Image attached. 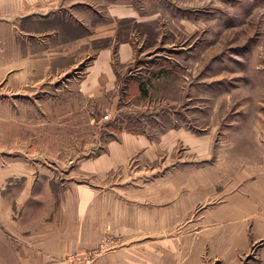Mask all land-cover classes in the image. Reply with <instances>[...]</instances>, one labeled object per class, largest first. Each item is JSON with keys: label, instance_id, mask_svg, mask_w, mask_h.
Returning a JSON list of instances; mask_svg holds the SVG:
<instances>
[{"label": "rangeland", "instance_id": "rangeland-1", "mask_svg": "<svg viewBox=\"0 0 264 264\" xmlns=\"http://www.w3.org/2000/svg\"><path fill=\"white\" fill-rule=\"evenodd\" d=\"M119 2L131 3L139 14L117 23V34L135 50L122 77L137 82L140 92L123 110L145 118L143 130L158 152L156 158L134 157L125 173L109 174L102 198L124 197L133 221L147 211L152 232L165 229L168 239L179 241L184 264H254L260 244L245 259L240 249L231 261L230 236L241 221L225 217L240 192L249 195L250 186L264 180V0ZM102 5L89 7L94 23L106 17ZM69 76L28 100L6 97L8 89L0 86V166L16 162L31 169L30 194H37V203L49 202L43 192L48 183L56 207L83 180L76 175L80 162L101 153L109 133L115 138L123 124L119 109L103 106L101 93H68ZM129 79L125 88L136 90ZM107 113L112 121L102 119ZM3 181L0 204L16 205L19 193L13 191L27 180ZM30 194L20 193L22 200ZM7 228L0 223V264H32L31 257L17 254L19 240ZM104 236L91 250L55 263L91 264L124 244L116 232Z\"/></svg>", "mask_w": 264, "mask_h": 264}, {"label": "crops", "instance_id": "crops-1", "mask_svg": "<svg viewBox=\"0 0 264 264\" xmlns=\"http://www.w3.org/2000/svg\"><path fill=\"white\" fill-rule=\"evenodd\" d=\"M107 1L0 0V86L8 89L6 97L28 100L31 94L52 88L57 79L70 75L68 85L64 82L68 93L80 91L95 98L99 95L96 93H101L103 106L119 109L123 121L115 138L109 133L111 139L101 153L80 162L76 175L83 180L69 187L58 207L48 183L43 192L49 202L37 203V194H30L35 187L30 180L31 169L16 162L0 166V187L3 178L24 177V187L15 188L13 193L31 195L23 200L21 195L14 197L16 205L1 203L0 223L8 227L12 238L19 240L17 254L31 257L32 264H57L55 260L62 255L91 250L107 231L122 236L124 244L91 264H184L177 249L179 241L168 239L165 229L152 232L147 211L142 210L141 218L133 221L130 209L122 203L124 197L103 199L99 192L108 175L125 173L134 157L137 161L147 155L156 158L158 152L143 130L141 121L145 118L123 110H129L127 103L140 92L137 82L122 77L121 68L134 60L135 50L130 42L122 40V34H117V23L136 18L138 10L131 3ZM101 3L99 10L105 8L106 17L94 23L89 7L96 9ZM94 24L97 27L92 31ZM100 43L107 46L95 49L94 45ZM128 79L136 90L132 86L125 88ZM125 99L126 107H122ZM16 212L18 216L13 219ZM55 213L60 215L57 220L51 218ZM225 218L241 221L230 236L231 261L239 257L240 249L245 259L250 249L260 244L262 248L253 262L264 264V180L259 186H250L249 195L240 192L238 202L227 207ZM168 246L175 257L169 256Z\"/></svg>", "mask_w": 264, "mask_h": 264}, {"label": "built area", "instance_id": "built-area-1", "mask_svg": "<svg viewBox=\"0 0 264 264\" xmlns=\"http://www.w3.org/2000/svg\"><path fill=\"white\" fill-rule=\"evenodd\" d=\"M113 116H112V114L111 113H107V114H105L104 116H103V120L104 121H112L113 119Z\"/></svg>", "mask_w": 264, "mask_h": 264}]
</instances>
